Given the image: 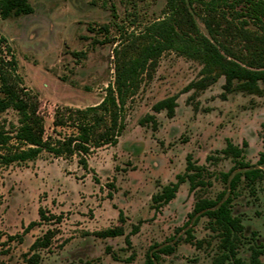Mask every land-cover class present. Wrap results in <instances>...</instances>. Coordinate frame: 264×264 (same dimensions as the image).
Instances as JSON below:
<instances>
[{"label": "rangeland", "instance_id": "rangeland-1", "mask_svg": "<svg viewBox=\"0 0 264 264\" xmlns=\"http://www.w3.org/2000/svg\"><path fill=\"white\" fill-rule=\"evenodd\" d=\"M29 2L30 15L0 16V57L15 56L21 85L38 96L44 137L59 139L74 129L54 126L56 110L100 104L115 87L118 63L135 56L149 39V26L166 17V0ZM190 12L210 38L203 10ZM218 14L216 21L231 28L220 42L242 54L248 42L237 28L264 34L262 24L237 17L230 7ZM202 67L164 51L128 93L117 142L93 149L87 166L80 155L48 151L26 162H0V264H29L34 254L38 264H146L154 253L155 264L212 263L220 238L207 217L190 214L198 199L216 198L227 188L223 174L237 162L223 152L228 142L243 149L244 163L264 170V82L254 93L228 92L223 76L201 86ZM170 97L176 99L172 116L155 110ZM19 125L14 109L0 113V131L10 134L11 148L25 147L15 138ZM189 162L205 168L207 186L191 191L185 181L169 203L156 201L187 173ZM245 170L237 168L231 177ZM237 192L232 212L245 228L238 258L251 264L253 249H261L264 264V177L255 184L242 179ZM111 228L123 234L100 235ZM46 236L48 246L32 249ZM167 246L170 252L161 251Z\"/></svg>", "mask_w": 264, "mask_h": 264}, {"label": "trees", "instance_id": "trees-1", "mask_svg": "<svg viewBox=\"0 0 264 264\" xmlns=\"http://www.w3.org/2000/svg\"><path fill=\"white\" fill-rule=\"evenodd\" d=\"M243 5L240 10L237 7ZM200 7L203 12L205 26L210 38L199 28L190 8ZM227 7L236 11V16L247 17L264 27V0H166V17L152 23L147 31V42L139 48L135 56L129 60L120 61L116 67L115 87L109 86L103 101L85 109L58 108L54 116L55 127H73L74 132L63 138L44 137V119L38 112V96L31 93L21 85L17 76V60L0 57V113L12 108L19 116V127L15 138L24 148H11L10 134L0 131V148L6 152L0 154V162L10 164L26 162L38 157L43 151L57 156L80 155V162L87 166L86 156L93 149L115 144L124 129L121 120L127 95L137 85L139 76L148 68L156 66L162 53L174 50L202 63L201 73L205 76L198 83L206 85V81L214 82L223 76L226 79L225 89L230 92L235 88L254 93L260 89L259 83L264 82V34L262 36L250 35L248 30L239 29L238 34L248 42L247 54L242 50L231 49L219 40V35L229 32L230 27L223 28L221 22L216 21L217 14ZM34 11L29 0H0V16L30 15ZM219 15V14H218ZM221 15V14H220ZM225 17L224 13L221 15ZM246 23V22H245ZM236 27V26H234ZM264 33V30L263 32ZM1 41H5L1 38ZM216 43V44H215ZM249 54V56H248ZM247 55V56H246ZM206 79V80H205ZM176 99L170 97L162 100L155 106L156 111L166 109L172 116L175 112ZM224 154L235 159L234 168H246L243 172L234 170L223 174L227 188L216 198H200L197 200L191 217L205 216L209 219L210 229L220 238L221 252L210 264H244L238 258V248L244 237V225L241 219L233 215L232 203L238 196V185L242 179L255 184L263 179L264 170L250 167L244 163L243 149L228 142L223 150ZM260 163L264 164V153ZM206 170L189 162L187 173L179 177V182L164 187L155 200L167 204L176 195L179 184L189 181L190 190L207 186L204 177ZM123 234L121 228H111L101 232L102 237H117ZM190 237L191 234H189ZM50 238L37 240L32 249L49 245ZM163 252H170L171 247L162 248ZM261 249H253L251 264H261ZM159 256L148 254L146 264H155ZM39 256L34 254L29 264H38Z\"/></svg>", "mask_w": 264, "mask_h": 264}]
</instances>
